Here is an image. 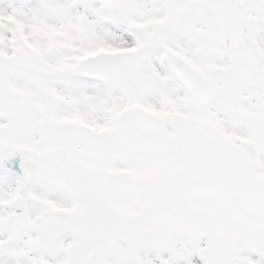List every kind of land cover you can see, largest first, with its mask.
Listing matches in <instances>:
<instances>
[{"label":"snow or ice","instance_id":"6c2138e0","mask_svg":"<svg viewBox=\"0 0 264 264\" xmlns=\"http://www.w3.org/2000/svg\"><path fill=\"white\" fill-rule=\"evenodd\" d=\"M0 264H264V0H0Z\"/></svg>","mask_w":264,"mask_h":264}]
</instances>
